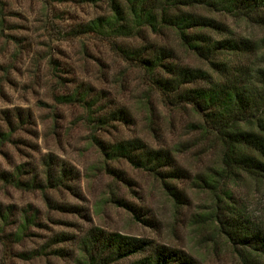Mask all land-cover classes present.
<instances>
[{"label": "rangeland", "instance_id": "374dc122", "mask_svg": "<svg viewBox=\"0 0 264 264\" xmlns=\"http://www.w3.org/2000/svg\"><path fill=\"white\" fill-rule=\"evenodd\" d=\"M181 10L212 19L218 27L202 32L243 49L219 50L214 65L186 47L174 27L145 26L131 37L86 32L93 20L112 15L108 1L0 0V140L6 135L0 210L10 216L5 226L0 219V264H94L84 247L93 230L176 248L197 264L264 263L254 250L248 259L251 249L235 244L217 218L264 230V179L243 171L220 178L215 169L224 165L222 145L196 128L203 117L160 89L157 78L168 76L163 70L153 75L124 51L142 49L149 56L164 48L173 54L169 60L202 68L214 82L238 75L255 81L264 69V25L243 16L230 0H204ZM210 85L200 80L186 86ZM79 92L95 101L91 110L62 99ZM121 109L129 121L112 119L101 128L92 121ZM97 139L111 145L137 139L169 150L184 173L163 179L126 158L111 159ZM47 162L63 183H49ZM65 168L72 173L64 176ZM3 173L36 180L43 188L17 187ZM202 176L214 177L218 188H202ZM165 180L183 193L186 204L177 203ZM118 200L136 206L138 216ZM27 215L35 216L34 223L19 241L12 233ZM147 255L112 264H132Z\"/></svg>", "mask_w": 264, "mask_h": 264}, {"label": "trees", "instance_id": "16d2710c", "mask_svg": "<svg viewBox=\"0 0 264 264\" xmlns=\"http://www.w3.org/2000/svg\"><path fill=\"white\" fill-rule=\"evenodd\" d=\"M87 1L93 3L108 1L113 13L87 24L86 32L100 33L110 37H131L145 26L155 31L165 26L174 27L186 47L200 57L211 59L214 65L218 64L212 58L218 54L219 50L243 49L239 43H231L227 40L217 41L202 32L208 27H218L212 19L181 10L183 7L201 4L204 0ZM230 3L243 16L256 17L258 22L264 25V0H230ZM124 51L131 59L138 60L153 75L163 70L168 76L157 78L160 89L171 99L190 103L203 117L201 122L195 124L196 128L213 135L222 145L224 165L215 169V173L220 178H229L243 171L258 179H264V69L258 71L255 81L238 75L222 82H214L210 73L202 68L184 66L169 60L173 57L171 50L161 48L156 50L154 55L149 56L142 49ZM200 80L207 81L211 85L187 88V84ZM62 99L83 102L89 110L95 105V101L89 99L87 92H79L76 96H64ZM112 119L129 121L130 117L125 109H121L113 112L110 117L92 118V121L97 128H101ZM5 136V134L1 135L0 148ZM97 141L111 159L126 158L137 167L150 170L163 179L178 178L184 173L181 168H175L176 159L171 151L149 147L142 140H123L113 145L105 144L102 140L97 139ZM46 164L51 174L49 183L51 185L63 183V175L55 174L53 171L55 167L51 166L50 162ZM63 173L67 176L72 171L65 168ZM1 175L4 180L20 188H43V185L36 180H23L19 174L3 173ZM201 181L202 188H218L214 177L202 176ZM165 186L177 203H187L183 193L174 185L165 180ZM118 203L138 213L136 206L121 200H118ZM217 218L223 231L235 244L242 245L243 249H251L246 256L248 259H251L252 250L257 251L259 256H264L263 229L248 226L237 218L220 215ZM0 219L5 222L3 225L5 226L10 216L1 209ZM34 219L33 215L25 216L20 229L12 233V236L21 241L28 226L34 223ZM4 230L3 227L2 231ZM84 247L89 256V263L94 264H112L145 252L148 253L147 256L132 264H197L191 256L176 248L155 245L149 240L121 233L107 234L93 230L84 240ZM22 255L29 258V254Z\"/></svg>", "mask_w": 264, "mask_h": 264}]
</instances>
